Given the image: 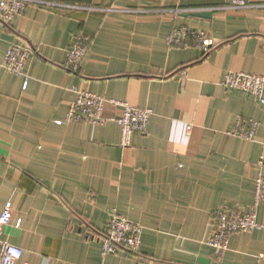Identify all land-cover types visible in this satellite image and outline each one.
<instances>
[{
  "label": "crops",
  "instance_id": "0c3cea01",
  "mask_svg": "<svg viewBox=\"0 0 264 264\" xmlns=\"http://www.w3.org/2000/svg\"><path fill=\"white\" fill-rule=\"evenodd\" d=\"M48 1L109 11L29 8L0 22V64L11 43L36 51L27 79L0 66V212L12 216L1 237L18 264H264V229L232 234L222 253L206 244L215 210L252 207L264 159V108L220 85L230 71L264 74V0ZM181 26L217 45L169 48ZM79 36L74 74L64 63ZM73 87L149 109L146 132L122 148L108 103L104 125L66 122ZM237 119L260 124L253 141L229 135ZM114 213L141 226L137 255L100 256ZM255 215L263 224L264 207Z\"/></svg>",
  "mask_w": 264,
  "mask_h": 264
},
{
  "label": "built area",
  "instance_id": "2783aa9c",
  "mask_svg": "<svg viewBox=\"0 0 264 264\" xmlns=\"http://www.w3.org/2000/svg\"><path fill=\"white\" fill-rule=\"evenodd\" d=\"M253 0H230L229 8L233 10L248 9ZM29 8H38L48 11L83 10L104 11L107 8H86L78 5H68L48 0H0V22L9 26L18 17H23ZM169 48H195L207 53L217 43L208 39L203 32L188 30L186 27L173 28L166 39ZM88 51L85 38L79 36L67 51L64 69L70 73H78L81 63ZM36 51L30 47L11 43L3 57L0 66L10 74L27 79L26 67L28 61ZM186 73H184L185 76ZM26 85V80L24 86ZM220 85L226 90L241 92L252 97L261 108H264V74H250L245 72H227ZM74 100L70 103L66 114V122L90 124L92 126L104 125L108 119L104 116L105 104L119 107L120 116L115 119L120 128V146L127 148L135 134H143L152 111L139 109L127 103L108 100L86 91L71 88ZM60 124V122H56ZM260 124L253 120L237 119L229 135L244 141H253ZM264 159L260 157L256 163L257 175L254 187V201L250 209H233L222 207L212 213L210 226L211 236L206 244L217 253L228 249V239L234 233H249L264 229V223L256 221L255 210L264 207ZM11 212L4 206L0 212V264H18L22 250L2 239V233L11 223ZM142 228L138 224L114 213L108 223L106 232L100 237V256L123 251L126 254L137 255L139 252ZM264 262V251L258 256Z\"/></svg>",
  "mask_w": 264,
  "mask_h": 264
},
{
  "label": "water",
  "instance_id": "95a60500",
  "mask_svg": "<svg viewBox=\"0 0 264 264\" xmlns=\"http://www.w3.org/2000/svg\"><path fill=\"white\" fill-rule=\"evenodd\" d=\"M206 14L207 16L209 15V13H204ZM201 14H193V16H200Z\"/></svg>",
  "mask_w": 264,
  "mask_h": 264
}]
</instances>
